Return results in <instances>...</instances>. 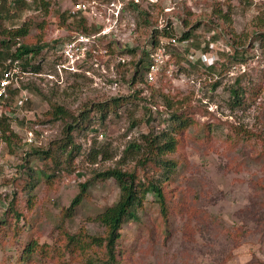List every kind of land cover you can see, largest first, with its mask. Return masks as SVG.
<instances>
[{
    "label": "rangeland",
    "instance_id": "obj_1",
    "mask_svg": "<svg viewBox=\"0 0 264 264\" xmlns=\"http://www.w3.org/2000/svg\"><path fill=\"white\" fill-rule=\"evenodd\" d=\"M41 1L49 6L40 7ZM26 2L21 16L0 24V40L4 30L26 27L20 43L45 46L35 59L41 72L23 81L30 101L23 107L14 101L7 109L11 132H0V219L17 196L13 206L24 215L6 218L0 264H25L20 254L32 240L44 246L32 264L104 257L94 247L69 250L65 233L105 235L95 217L119 200L120 188L115 179L98 176L112 169L135 173L144 184L159 181L168 211L164 217L154 195L147 196L139 219L122 230L121 264H264V52L255 42L264 33V0ZM77 3L86 11L72 16ZM165 28L178 45L168 46L169 63L150 83L145 63L154 37L169 41ZM190 31L191 39L180 41ZM83 36L91 39L85 58L75 69L59 70L68 65L63 47ZM200 54L207 61L195 62ZM236 87L241 104L234 107ZM114 99L121 106L104 118L98 106ZM55 105L70 116L54 119ZM174 116L192 124L167 156L177 169L165 180L160 167L138 161L145 158V137L163 136ZM74 124L73 145L65 148ZM133 145L140 150L128 156ZM73 147L77 156L68 162ZM37 150L51 151L58 164L41 161ZM55 164V178L40 173L50 175ZM26 172L39 178L31 210L29 191L21 189ZM89 182L75 215L64 219L63 209Z\"/></svg>",
    "mask_w": 264,
    "mask_h": 264
},
{
    "label": "trees",
    "instance_id": "obj_2",
    "mask_svg": "<svg viewBox=\"0 0 264 264\" xmlns=\"http://www.w3.org/2000/svg\"><path fill=\"white\" fill-rule=\"evenodd\" d=\"M49 6V3L40 2V7ZM29 7L26 0H0V24L5 20H9L12 18H17L21 16L24 10ZM19 12H21L19 14ZM1 28V25H0ZM87 30V29H86ZM169 29L165 28L162 32L163 34L172 38ZM2 34L5 36V39L0 40V71L4 68V63L7 59L12 58L14 61L19 60L21 64V68L23 71L31 73V74H39L41 72V64H36L35 59L41 54V52L45 49V46H30L28 44L20 43L21 39H24L29 31L26 27L19 28L13 31H3ZM193 32H184L180 41L190 40ZM160 40H157L156 37L153 38L151 45L157 47ZM255 42L260 45L261 50L264 52V33H259L255 37ZM167 50L169 51V47L167 46ZM151 58L148 54V61L145 63V70L148 69ZM195 62H201L197 60ZM194 62V63H195ZM143 60L140 63L139 67L143 66ZM139 70V69H138ZM139 72V71H137ZM142 76V75H141ZM137 77V76H136ZM135 81V78L133 79ZM28 89V87L26 88ZM231 93L234 96V102L232 105L238 106L240 105V94L238 91V87L232 88ZM243 97L246 95L242 92ZM19 95L18 90H14L13 97L14 101H17V96ZM242 97V98H243ZM120 99H114L111 103H104L98 106L100 112L103 113V117L111 112V107L116 110L121 106ZM54 111L50 114L54 119L58 120L60 118H64L70 116V113L63 107L55 105ZM172 124L169 127V130L164 133L163 136H153L149 135L145 140V149L146 154L145 158L138 161L140 165L146 166L149 162L155 164L160 167L163 171L162 177L165 180L171 178V175L177 169V162L171 159H168V155L173 154L177 151V148L180 143V136H182L191 126V121L187 117H178L174 116L171 118ZM11 120L9 117L4 116L0 119V132L8 133L11 132ZM74 125L68 127L69 135H67V141L65 144V148L73 145L72 133L77 130ZM83 128V127H81ZM95 132L97 130H94ZM162 138V139H161ZM32 144V143H31ZM74 148V147H73ZM140 150V147L133 145L129 149L126 150V154L128 156H134ZM97 153V152H96ZM95 153V154H96ZM36 155L41 159V161L46 159H51L52 161H56L55 158L52 157L51 151H36ZM105 155V153H104ZM77 156L76 149H72V152L68 154V162L73 161ZM99 156V152L94 156V159H97ZM30 160L28 159V164ZM55 163L58 164L56 161ZM56 165V164H55ZM57 165L53 169L52 173L48 175L46 171H40L48 180L55 178L57 175ZM31 171V169H29ZM33 170V169H32ZM27 182L24 184L21 189L28 190V199L26 200V204L28 205V209L31 210L35 206V195L34 190L38 186L39 178L36 176V179L30 172H26L25 175ZM100 180H108L115 179L120 188V197L119 200L113 204L112 206H108L102 212H100L96 217L95 221L98 222L102 227L105 228L104 236H88L87 234H81L80 236H73L68 233H65L67 240V248L69 250H74L75 252L84 253L90 250V248L101 249L104 252V257H100L98 259H91L86 264H121V256L123 255L121 249H119L120 240L122 238V230L125 224L132 222L133 220L139 219V211L143 209L144 203L147 200V196L149 194L154 195L157 202L160 204L162 208V213L164 217H167L168 211L166 209L165 204V195L162 191L161 183L158 182H148L144 184L135 173H127L123 172L119 169H112L98 176ZM30 180V182H29ZM29 182V183H28ZM92 182L85 183L81 186V193L73 200L71 206L68 209H63L64 219H70L75 215V210L79 207L84 197L87 196L89 187ZM18 193H15L17 196ZM19 197H13L12 204L18 203ZM9 207L8 215L4 216L0 219V236L1 232H3L6 226H9L8 220L6 218H10V214H13V217L16 220H21L24 218L23 212L19 211L17 205ZM63 227V226H60ZM44 249L43 245H40L38 241L32 240L27 246L21 251L20 261L25 264H32L36 255L42 252Z\"/></svg>",
    "mask_w": 264,
    "mask_h": 264
},
{
    "label": "built area",
    "instance_id": "obj_3",
    "mask_svg": "<svg viewBox=\"0 0 264 264\" xmlns=\"http://www.w3.org/2000/svg\"><path fill=\"white\" fill-rule=\"evenodd\" d=\"M124 1V0H119ZM114 6L116 4H113ZM86 5L83 3H77L74 6V9L71 11L70 15L74 16L78 13L85 12ZM91 42L89 37L83 36L82 38H78L73 42H69L63 47V56L67 59V66L64 64H59L58 69H67L72 68L75 69V65L77 61L81 58H85L86 53L88 51V43ZM82 45L84 47H82ZM178 40L174 37L169 38V41L165 43V41H159L157 47L151 45L149 49V56L151 58V63L146 70L145 79L146 81L152 83L157 80L160 74L167 67L171 56L168 54L167 46H177ZM190 56H196L194 54H190ZM206 55H197V60L207 61L205 58ZM31 73L23 71L21 68V64L19 60L14 61V59L9 58L4 63V68L0 71V119L4 116L8 115V108H12L14 105V90L19 91V95L17 96V101L15 104L20 107L25 106L30 101V93L28 89L23 85V81L25 77L29 76ZM11 120V119H10ZM31 141V139H30ZM33 142V141H32Z\"/></svg>",
    "mask_w": 264,
    "mask_h": 264
}]
</instances>
